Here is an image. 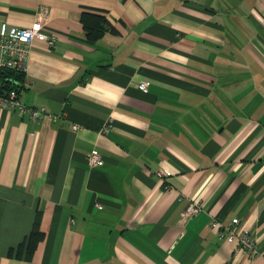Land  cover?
I'll list each match as a JSON object with an SVG mask.
<instances>
[{"label":"crops","instance_id":"obj_1","mask_svg":"<svg viewBox=\"0 0 264 264\" xmlns=\"http://www.w3.org/2000/svg\"><path fill=\"white\" fill-rule=\"evenodd\" d=\"M82 10L114 32L88 40ZM37 17L56 41L18 98L58 118L0 108V264H264V0H0V24ZM231 218L253 252L209 226Z\"/></svg>","mask_w":264,"mask_h":264},{"label":"built area","instance_id":"obj_2","mask_svg":"<svg viewBox=\"0 0 264 264\" xmlns=\"http://www.w3.org/2000/svg\"><path fill=\"white\" fill-rule=\"evenodd\" d=\"M35 41L43 42L50 47L55 44L56 36L45 30L43 18L37 17L28 27L8 26L5 22H2L0 24V76L5 70L24 71L25 62ZM1 85L0 82V108L14 107L19 115H26L32 120L45 118L53 121L58 118L57 115L48 113L44 109L22 104L18 98V90L14 88L7 90ZM137 88L141 92H146L147 82H139ZM76 128V125L72 126V129ZM86 161L91 167L100 166L104 162L103 156L96 149L87 153ZM157 174L161 179L165 177L162 172H157ZM199 210V206L190 203L183 212V218H189L197 214ZM209 226L215 229L217 236L234 243L237 252L248 254L254 251L255 240L247 229L241 228L239 219L231 218L227 223L213 219Z\"/></svg>","mask_w":264,"mask_h":264},{"label":"trees","instance_id":"obj_3","mask_svg":"<svg viewBox=\"0 0 264 264\" xmlns=\"http://www.w3.org/2000/svg\"><path fill=\"white\" fill-rule=\"evenodd\" d=\"M80 21L85 31V35L90 41L98 40L106 29L110 32H114V29L109 26V23L104 15L99 12L82 10L80 14ZM23 79H25V75L23 71L19 70H5L0 76L1 86L7 90L14 88L18 90V92L20 91L19 85H23L24 83ZM40 222L41 213L37 209L29 235L23 240V242L18 244L15 250L13 248L8 250L9 257L14 255L16 258H20L23 251L25 253V258L30 259L32 257L37 245L44 238V232L40 229Z\"/></svg>","mask_w":264,"mask_h":264}]
</instances>
